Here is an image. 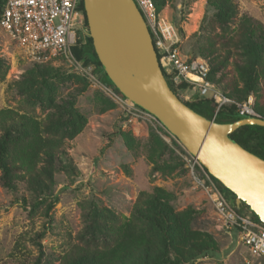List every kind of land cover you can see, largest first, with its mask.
Wrapping results in <instances>:
<instances>
[{"label": "rangeland", "instance_id": "374dc122", "mask_svg": "<svg viewBox=\"0 0 264 264\" xmlns=\"http://www.w3.org/2000/svg\"><path fill=\"white\" fill-rule=\"evenodd\" d=\"M159 2V14L171 25L181 53L206 55L207 62L223 64V74L215 78L221 80L217 86L226 94L236 84L244 90V75L236 64L247 63L255 52L237 48L230 38L228 49L222 45L227 32L235 30L233 37L241 33L237 29L243 16L264 30V0H236L238 21L228 28L216 21L209 0ZM257 38L246 43L253 47ZM212 50L215 54L210 55ZM95 74L102 80V71ZM256 76V91L250 96L254 103L264 102V60ZM181 95L188 102L198 98L191 91ZM2 109L41 124L50 118L60 120L51 134L44 135L60 152L51 163H37L40 179L58 198L50 221L45 216L47 204L32 210L37 194L29 188L34 186L20 181L14 194L2 185L0 170V264H34L40 252L31 238L46 230L42 264H65L77 247L104 249L110 229L132 217L140 194L160 195V191L176 214L190 217L192 231L210 236L216 244V252L188 264H264L239 242L236 231L230 234L221 226L206 194L190 176L185 149L153 116L127 99L119 102L111 88L92 82L65 54L49 55L42 62L31 60L0 28ZM69 117L80 118V125L65 123ZM46 171L52 173V182ZM222 193L234 205L233 196L224 189ZM22 198L27 199L26 206ZM242 214L258 222L249 211Z\"/></svg>", "mask_w": 264, "mask_h": 264}, {"label": "trees", "instance_id": "16d2710c", "mask_svg": "<svg viewBox=\"0 0 264 264\" xmlns=\"http://www.w3.org/2000/svg\"><path fill=\"white\" fill-rule=\"evenodd\" d=\"M159 13V0H154ZM212 7L216 9V21L228 28V24L238 21V6L236 0H209ZM5 1L0 0V15L4 8ZM79 11L84 17V36L78 40L77 44L71 48L73 57L83 62L84 65H94L95 72L102 71L103 77L100 82L106 87L111 88L116 94L126 99L114 86L104 71V68L97 56L93 40L90 36L89 26L86 18L84 2L81 0ZM239 35L233 37L235 30L227 32L224 36L225 42L222 45L226 49L230 47L229 38L234 41L232 45L237 48L242 46L255 52V57L248 59L247 63L236 64L238 73L243 74L245 89L241 90L236 84L231 87L232 93L227 94L236 102H245L249 96L256 91L257 68L264 60V30L260 24L255 23L250 18L243 16L239 21ZM231 33V34H230ZM243 35H245L243 37ZM256 35L259 40L255 44H247V39L252 42ZM231 36V37H229ZM254 41V40H253ZM216 52V48L214 49ZM218 51V50H217ZM210 52V55L215 54ZM203 59H207L203 55ZM255 58V59H254ZM210 66L209 79L215 84L221 80L215 78V74H223L224 66L216 65L208 61ZM50 75L51 71H46ZM164 75L174 93L193 111L201 116L212 120L215 111L214 102L209 98L198 97L196 100L188 102L182 98L181 92L188 89V85L183 83L175 85L172 78ZM229 89V88H227ZM254 108L259 116L264 119V102L257 101ZM66 118L65 123L69 122L78 127L81 119L76 117ZM240 119L235 106H226L220 110L215 122L219 124H231ZM55 118H50L41 124L31 120L27 115L20 114L11 109L0 110V170L1 183L10 192L16 194L19 191L18 183L27 181L30 191L36 193L37 197L32 206V210L47 204L45 216L50 221L51 213L58 202L56 196L50 193L49 185L41 180L37 171L39 161L51 163L59 156V148L54 143H49L44 135L51 134L53 128L57 126ZM230 138L235 140L240 146L264 160V127L247 125L242 126L230 134ZM28 172V176L25 174ZM52 182V173L45 172ZM211 178L217 183L221 190H225L229 195H235L227 190L215 178ZM142 192L134 205L133 214L123 225H118L110 229L106 236L104 249H89L77 247L70 251L65 264H188L195 262L201 257H206L216 252V244L208 235L194 232L190 228V217L184 214H176L172 206L162 196ZM24 206L28 204L26 198L21 199ZM243 210L249 211V207L242 205ZM250 212V211H249ZM251 213V212H250ZM252 217L260 222L255 214ZM46 231L37 232L31 238L32 243L37 247L40 255L35 259L34 264H42L43 246L42 240L45 238ZM106 248V249H105ZM126 264V263H125Z\"/></svg>", "mask_w": 264, "mask_h": 264}, {"label": "water", "instance_id": "95a60500", "mask_svg": "<svg viewBox=\"0 0 264 264\" xmlns=\"http://www.w3.org/2000/svg\"><path fill=\"white\" fill-rule=\"evenodd\" d=\"M90 36L105 73L119 92L153 116L196 156L207 173L235 195L264 225V160L230 134L264 119L219 124L190 109L171 89L147 23L134 0H83Z\"/></svg>", "mask_w": 264, "mask_h": 264}, {"label": "built area", "instance_id": "2783aa9c", "mask_svg": "<svg viewBox=\"0 0 264 264\" xmlns=\"http://www.w3.org/2000/svg\"><path fill=\"white\" fill-rule=\"evenodd\" d=\"M4 1L0 28L18 44L25 55L35 62H42L49 55L65 54L82 74L94 83H101L96 78L94 66H86L77 61L71 52V48L85 33L83 14L79 11L81 0ZM134 1L150 30L163 72L164 67L165 74L172 78L175 85L185 83L188 85L187 91L214 102L215 111L211 121L215 122L220 110L226 106H235L237 114L242 118H260L254 108L253 97L250 96L245 102L234 101L209 79L210 66L205 59L181 53L174 40L171 25L160 16L154 0ZM116 98L124 103L125 99L118 94ZM185 152L184 159L190 176L197 188L206 194L218 222L230 234L236 231L239 242L264 262V225L238 212L198 158L186 149Z\"/></svg>", "mask_w": 264, "mask_h": 264}]
</instances>
